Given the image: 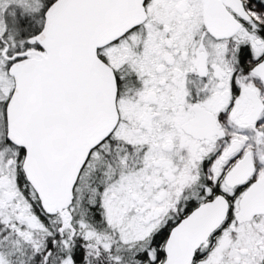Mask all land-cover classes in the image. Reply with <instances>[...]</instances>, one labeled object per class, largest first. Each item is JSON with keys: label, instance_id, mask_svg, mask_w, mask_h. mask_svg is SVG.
Masks as SVG:
<instances>
[{"label": "snow or ice", "instance_id": "snow-or-ice-1", "mask_svg": "<svg viewBox=\"0 0 264 264\" xmlns=\"http://www.w3.org/2000/svg\"><path fill=\"white\" fill-rule=\"evenodd\" d=\"M0 264H264V0H0Z\"/></svg>", "mask_w": 264, "mask_h": 264}]
</instances>
